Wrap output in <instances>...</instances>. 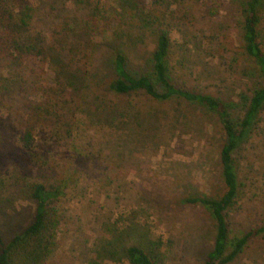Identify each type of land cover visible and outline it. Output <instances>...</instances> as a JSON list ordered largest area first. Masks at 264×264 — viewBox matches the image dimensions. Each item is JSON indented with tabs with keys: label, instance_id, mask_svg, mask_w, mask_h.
<instances>
[{
	"label": "rangeland",
	"instance_id": "obj_1",
	"mask_svg": "<svg viewBox=\"0 0 264 264\" xmlns=\"http://www.w3.org/2000/svg\"><path fill=\"white\" fill-rule=\"evenodd\" d=\"M72 1L27 0L36 9L27 34L39 32L49 47L50 33L55 30L66 46L74 47L78 41L83 57L76 58L79 63L64 60L77 72L78 80L72 87L58 83L52 66L37 58H23L18 67L11 68L14 73L23 69L26 88L1 103V107H11L12 130L5 133L6 141L0 146V153H4L0 179L5 180L1 174L10 173L6 181L9 188L0 185V234L7 241L31 221L34 204L24 197L23 189L11 188L25 172L28 184L51 179L64 187L69 182L70 192L58 203L57 224L52 231L54 254L43 264H86L98 240L107 242L112 232L131 222L140 227V233L149 232L160 241L162 264H203L212 246L213 221L201 207L185 199L217 197L222 192L219 152L223 133L219 122L213 113L183 101L157 103L143 95L117 97L108 93L103 83V77L109 76L107 47L117 31L127 26L119 28L116 21L103 23L86 36L77 33L76 41L70 39L59 27L67 24L66 29L73 30ZM97 1L106 4L110 0ZM162 1L168 3L162 10L165 27L147 15V21L153 23L151 29L134 26L131 32L127 28L137 35L125 45L130 68H144L143 61L155 47L157 31L163 30L171 43L175 84L220 99L231 106L232 116L241 117L242 100L251 97L262 82L254 63L241 52L242 0ZM258 28L264 52V11ZM34 87H39L41 99L49 105L47 112H55L58 120L47 118L46 112V124L33 130L34 160L40 169L28 172L16 165L20 162L17 133L32 126L31 108L38 99ZM121 110L127 116L120 119L127 126L119 130L109 127L107 121L113 122L114 114ZM18 113L24 117L21 129L15 124ZM233 156L239 190L226 221L231 235L236 236L264 224V110L251 136ZM45 160L49 165H43ZM15 167L18 173L12 174ZM48 167L55 169L51 174L41 173ZM119 241L122 245L134 242L124 236ZM101 264L128 263L103 260ZM231 264H264V234L254 238Z\"/></svg>",
	"mask_w": 264,
	"mask_h": 264
},
{
	"label": "trees",
	"instance_id": "obj_2",
	"mask_svg": "<svg viewBox=\"0 0 264 264\" xmlns=\"http://www.w3.org/2000/svg\"><path fill=\"white\" fill-rule=\"evenodd\" d=\"M167 4L162 0H110L106 4H99L97 0H73L75 13L71 22L73 30L70 32L65 27L67 24H60L59 32H64L63 34L70 39L74 37L76 41L77 33L79 37L86 36L95 31L93 28L96 29L100 24L114 21L119 22V28L124 25L131 32L134 26L138 30H149L153 23L147 21V15L155 17L161 27H165L162 25L166 20L162 10L168 7ZM240 6L241 52L254 63L257 76L262 80L261 84L252 90L251 97L242 100L241 117L232 116L231 106L224 104L220 99L175 84L171 78L173 74L170 62L171 43L165 31H157L155 47L143 61L144 68L141 70L130 68L129 65V55L125 51V45L126 42L132 41L133 35L127 31V28L119 29L107 47L110 49L109 57L106 59L109 76L103 77V83L108 93L117 97L143 95L157 103L183 101L213 113L219 122L223 133L219 152L222 192L217 197L199 196L185 199L186 203L201 207L213 221L212 246L205 255L203 264H231L254 238L264 234V224H262L233 236L226 221L227 212L234 205L239 190L238 169L233 153L251 136L259 121L260 113L264 110V52L258 28L260 14L264 11V0H242ZM50 10L53 11V7L50 6ZM35 13L36 9L29 6L27 0H0V146L6 141L5 133L9 134L12 130V125L9 123V119L12 118L11 107H1V103L4 102L5 97L8 98L26 88L24 76H21L23 69L20 68L21 72L14 73L11 70L13 66L18 67L23 58L33 57L52 66L58 76V83L60 81L61 84L72 87L78 80L76 69H71L64 61L69 59L79 63L76 58L80 60L83 54L80 51L82 49L77 47L78 41L74 43V47L66 46L61 43L59 33L54 30L50 33L52 46L48 47L39 32L35 36L27 34ZM133 37L137 38V35ZM84 50L88 52V46ZM34 88L38 99L31 108L30 125L32 126H26V132H16L20 145V162L16 165L20 168L25 167L28 172L36 170L35 167L40 169L37 167V159L34 160L33 130L46 124V106L49 107L41 99L39 87ZM40 88L42 89V86ZM43 93L47 94V91ZM126 116L121 110L114 114L113 122L107 121V125L117 127L119 130L127 126L128 123L120 119ZM15 117V124L21 129L24 117L20 113ZM47 118L56 121V113L47 112ZM136 124L141 123L138 121ZM119 146L120 144L116 149ZM3 154L0 153V159ZM43 165H49V161L45 160ZM17 168L12 169L11 173H18ZM54 169L55 167L41 169L43 170L41 173L49 171L48 173L51 174ZM25 174L21 172L23 178L16 185H11V188L23 189L24 197L34 204V211L30 223L9 240H4L0 234V264H43L54 254L56 243L52 231L57 224L58 203L70 192L67 187L69 182L64 187L50 182L53 181L51 179L42 183L28 184V177ZM1 175L5 180L0 179V185L2 188H9V183L6 181L10 173ZM132 223L125 225L124 228H117L107 242L98 240L92 250L93 256L86 264H101L103 260L126 261L128 264H162L160 241L152 237L149 232L140 233V227L131 225ZM123 236L129 240L132 237L134 242L122 245L119 238Z\"/></svg>",
	"mask_w": 264,
	"mask_h": 264
}]
</instances>
